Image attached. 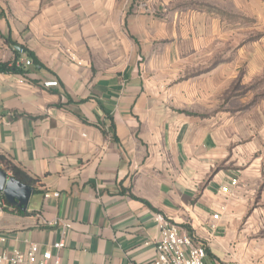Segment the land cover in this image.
<instances>
[{
	"label": "crops",
	"instance_id": "1",
	"mask_svg": "<svg viewBox=\"0 0 264 264\" xmlns=\"http://www.w3.org/2000/svg\"><path fill=\"white\" fill-rule=\"evenodd\" d=\"M16 46L40 64L0 71V154L38 181L0 195V251L154 264L161 213L209 264H264L263 0H0Z\"/></svg>",
	"mask_w": 264,
	"mask_h": 264
},
{
	"label": "built area",
	"instance_id": "2",
	"mask_svg": "<svg viewBox=\"0 0 264 264\" xmlns=\"http://www.w3.org/2000/svg\"><path fill=\"white\" fill-rule=\"evenodd\" d=\"M24 65L31 64L30 58L20 62ZM19 63V64H20ZM47 84H55V81ZM237 182L236 178L230 180L231 185ZM222 191H228V185L222 186ZM4 207L3 198L0 196V210ZM218 218V214L212 216ZM154 219L158 227L159 235L155 243L156 256L154 264H209L206 262L205 247L193 240L190 235L181 233L178 226L170 222L163 214L155 213ZM213 227V224H211ZM63 246L62 241L53 244V248L59 249ZM0 264H60L57 255H53L50 249L39 250L35 242H30L24 252L17 250L8 253L0 251ZM219 264H237L235 261H226Z\"/></svg>",
	"mask_w": 264,
	"mask_h": 264
},
{
	"label": "trees",
	"instance_id": "3",
	"mask_svg": "<svg viewBox=\"0 0 264 264\" xmlns=\"http://www.w3.org/2000/svg\"><path fill=\"white\" fill-rule=\"evenodd\" d=\"M21 50L23 51V53L27 58L31 59L34 65L40 64L38 59L31 51H29L25 47H21ZM0 71L13 73V74H21V75H24L27 72L23 64L17 63V59H15L12 62H0ZM0 168L6 172L8 171L13 178H15L16 180L20 181L21 183L27 186H30L31 188H34L35 184L38 181L37 178L30 176L28 173H26V171L22 167L12 163L2 154H0ZM12 208L18 212L21 211V209L16 206L12 205Z\"/></svg>",
	"mask_w": 264,
	"mask_h": 264
},
{
	"label": "water",
	"instance_id": "4",
	"mask_svg": "<svg viewBox=\"0 0 264 264\" xmlns=\"http://www.w3.org/2000/svg\"><path fill=\"white\" fill-rule=\"evenodd\" d=\"M21 51V47L16 46ZM32 188L13 178L0 168V195L7 203L26 209Z\"/></svg>",
	"mask_w": 264,
	"mask_h": 264
}]
</instances>
